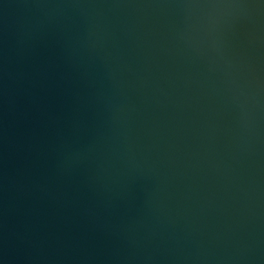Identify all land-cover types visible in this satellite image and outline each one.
I'll return each instance as SVG.
<instances>
[{
  "label": "water",
  "instance_id": "95a60500",
  "mask_svg": "<svg viewBox=\"0 0 264 264\" xmlns=\"http://www.w3.org/2000/svg\"><path fill=\"white\" fill-rule=\"evenodd\" d=\"M0 264H264V0H0Z\"/></svg>",
  "mask_w": 264,
  "mask_h": 264
}]
</instances>
